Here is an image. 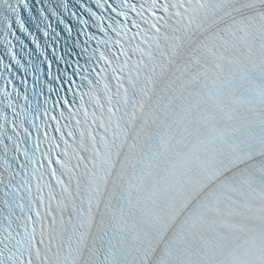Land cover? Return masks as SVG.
Segmentation results:
<instances>
[{
  "label": "snow or ice",
  "instance_id": "obj_1",
  "mask_svg": "<svg viewBox=\"0 0 264 264\" xmlns=\"http://www.w3.org/2000/svg\"><path fill=\"white\" fill-rule=\"evenodd\" d=\"M88 12L0 82V264H264V0Z\"/></svg>",
  "mask_w": 264,
  "mask_h": 264
}]
</instances>
